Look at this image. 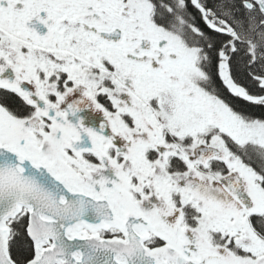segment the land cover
Listing matches in <instances>:
<instances>
[{
	"label": "snow or ice",
	"instance_id": "1",
	"mask_svg": "<svg viewBox=\"0 0 264 264\" xmlns=\"http://www.w3.org/2000/svg\"><path fill=\"white\" fill-rule=\"evenodd\" d=\"M0 264H264V0H0Z\"/></svg>",
	"mask_w": 264,
	"mask_h": 264
}]
</instances>
